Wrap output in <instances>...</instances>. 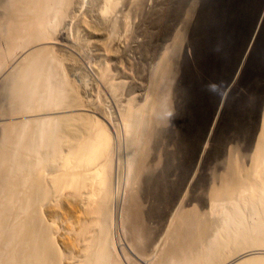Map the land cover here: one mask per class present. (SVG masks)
Masks as SVG:
<instances>
[{
	"label": "rangeland",
	"instance_id": "rangeland-1",
	"mask_svg": "<svg viewBox=\"0 0 264 264\" xmlns=\"http://www.w3.org/2000/svg\"><path fill=\"white\" fill-rule=\"evenodd\" d=\"M21 1L0 0V117L15 101L7 87L19 67L2 74L16 53L10 49L38 34L30 16L38 24L41 12L55 15L38 38L53 40L57 73L76 92L68 105L92 104L129 125L112 162L123 213L121 232L114 213L109 231L116 264L144 263L121 240L154 264H169L187 231L200 237L210 228L212 199L249 180L264 153V0H63L58 14L55 4L30 5V16ZM95 116L115 136L113 123ZM87 186L66 187L67 201L55 206L68 240Z\"/></svg>",
	"mask_w": 264,
	"mask_h": 264
},
{
	"label": "bare ground",
	"instance_id": "bare-ground-1",
	"mask_svg": "<svg viewBox=\"0 0 264 264\" xmlns=\"http://www.w3.org/2000/svg\"><path fill=\"white\" fill-rule=\"evenodd\" d=\"M62 2L24 0L25 4H22L26 5L24 9L30 16V5L43 9L55 4L58 14ZM55 17L41 12L37 24L30 16L38 34L29 37L23 47L21 44L13 46L17 49H10L16 52L12 58L8 51L5 53L11 59L7 58L10 65L8 63L2 69V74L19 68L12 86L7 87L15 101L9 113L1 111L0 117V264H116L115 240L109 231L114 213L120 222V225L115 222L116 232H121L123 213L121 211V218L118 211L120 194L112 191V162L119 150L118 140L123 142L120 140L122 129L127 130L129 125L121 128L123 125L118 126L119 122L116 124L117 120L114 122L109 118L107 111L106 115L98 112L99 107H96L97 111L91 109L92 104L85 107L87 103L83 106V102L75 101L68 105L76 92L68 87L67 79L57 73L58 59L50 51L53 40L38 38L39 34L48 33L46 29ZM23 39L20 41L24 42ZM113 99L118 103V99ZM121 108L117 107V111L121 115L119 119L124 121L122 114L125 113L120 112ZM95 115L113 123L112 133L116 137L109 133L105 121ZM106 146L110 149H104ZM127 154V158H132L131 153ZM89 182H93L92 187L89 185L91 188L87 186ZM263 184L264 153L260 152L252 177L228 194L212 199L210 228L200 237L187 231L169 264H264ZM86 186L91 190L84 189L87 196L81 200L83 210L74 219L76 221L73 218H70L71 222L66 221L65 235L71 234L68 240L64 232L61 233L64 221L58 220L55 206L60 200L67 201L66 187L80 190ZM59 221L63 224L61 228ZM58 233L63 238H59L61 243L58 242ZM118 245L128 247V251H132L143 264H154L149 255L136 254L129 243L121 240ZM154 247L156 250V245Z\"/></svg>",
	"mask_w": 264,
	"mask_h": 264
},
{
	"label": "trees",
	"instance_id": "trees-1",
	"mask_svg": "<svg viewBox=\"0 0 264 264\" xmlns=\"http://www.w3.org/2000/svg\"><path fill=\"white\" fill-rule=\"evenodd\" d=\"M254 17H255V16H254ZM256 21H258L257 18H256ZM254 26H255V22H254Z\"/></svg>",
	"mask_w": 264,
	"mask_h": 264
}]
</instances>
